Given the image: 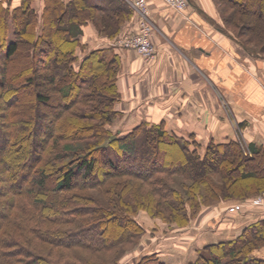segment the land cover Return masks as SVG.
<instances>
[{
    "label": "trees",
    "instance_id": "obj_1",
    "mask_svg": "<svg viewBox=\"0 0 264 264\" xmlns=\"http://www.w3.org/2000/svg\"><path fill=\"white\" fill-rule=\"evenodd\" d=\"M215 2L224 21L222 29L254 56L264 58V0H248V4L236 10L238 15L234 14L236 11L226 13L232 0ZM93 10H102L97 0H50L42 15L37 13L32 0H21V5L14 8L11 0L0 2V99H8L10 110L14 102L23 99L22 92L29 84H45L46 87L54 85L65 102L55 118L56 123L51 119L43 126L38 106L49 104L50 97L37 89L34 103L8 111V120L0 122V130L6 136L0 146V182L5 189L0 190V264H62L56 258H65L70 253L82 264H117L127 249L120 251L115 245L121 241L123 245L135 244L146 231L136 216L140 208L167 223L187 226L203 206L231 199L245 202L264 191V145L251 143L245 148L232 138L222 142L211 140L200 151L202 145L197 140L190 142L179 137L166 129L165 123H141L125 135L111 132L109 126L119 114L115 106L120 97L116 83L119 65L116 59H107L102 48L85 50L79 35L90 19L106 33L109 42L129 33H119L120 19L114 24V30H109L107 16L108 20H116L117 15L108 12L100 23ZM67 12H74L71 22ZM10 17L15 24L12 41ZM66 20L67 26L61 27ZM61 31L65 36L64 43L60 44ZM246 36H252L254 43L250 44ZM19 59L23 60L24 67L19 65ZM20 72L22 76L25 73V79L20 76L24 81L17 83ZM89 84L94 87L90 88ZM85 86L89 92H84ZM79 102L85 105L95 102L98 110L75 113L72 108ZM67 115L73 124L79 119L82 129H95L89 148L69 140L68 136L81 134L82 129L70 127ZM40 126L42 136H38ZM141 131L151 147V155L142 158L137 167L127 163V159L138 155L137 139ZM160 149H175L180 156L169 162V167H154L151 161L161 159ZM99 162H104L116 178L127 174L146 181L145 197L140 196V188H144L142 181L135 184L127 181L121 185L130 193L119 189L120 197H110L104 192L106 202L97 198L102 210L95 213L94 209L80 208L81 200L88 194L86 190L95 187L89 176ZM232 163L244 166L246 172L234 174L236 169L231 167ZM157 172L183 177V188L172 186L171 178L157 177ZM213 173L222 177L221 183L213 179ZM80 178L83 180L78 183ZM110 213L126 222L121 230L113 231L108 225ZM47 224L50 226L46 227ZM53 225L66 227L55 229ZM263 246L264 218H261L249 223L234 238L198 249L190 264H264V258L254 254ZM85 252H90V256ZM54 253L59 256L54 258ZM133 264L169 263L153 250L139 255Z\"/></svg>",
    "mask_w": 264,
    "mask_h": 264
},
{
    "label": "crops",
    "instance_id": "obj_2",
    "mask_svg": "<svg viewBox=\"0 0 264 264\" xmlns=\"http://www.w3.org/2000/svg\"><path fill=\"white\" fill-rule=\"evenodd\" d=\"M97 1L102 5L97 21L103 22V15L111 12L117 15L114 24L120 19L119 33L139 30L140 15L131 0ZM49 3L32 0L39 15ZM19 5L21 0H11L12 8ZM149 11L155 25L152 40L157 47L150 60L132 48L111 45L106 33L91 19L79 35L85 50L102 48L104 56L116 59L119 65L116 121L126 126L118 133L125 135L141 123H165L169 131L197 140L203 147L211 140L237 138L238 130L247 147L251 143L264 145V58L254 56L222 29L224 21L215 0H190L184 13L164 0H149ZM9 22L14 30L12 17ZM230 204L222 201L203 206L183 227L186 230L181 242L191 244L190 255L183 256L184 264L195 260L198 249L234 238L249 223L264 218V207L253 204L252 199L236 213L228 211ZM169 241L167 246L147 243L139 255L153 250L160 255L161 249L172 252L175 239ZM254 254L264 258V246ZM163 260L175 264L172 258Z\"/></svg>",
    "mask_w": 264,
    "mask_h": 264
},
{
    "label": "rangeland",
    "instance_id": "obj_3",
    "mask_svg": "<svg viewBox=\"0 0 264 264\" xmlns=\"http://www.w3.org/2000/svg\"><path fill=\"white\" fill-rule=\"evenodd\" d=\"M232 2L235 5L232 4V5L229 6V8L226 9V13L227 14L231 13V11H236L237 9L242 8V6L244 7L245 4H248V0H232ZM91 12H94V17H99V19H100L101 15H102L100 12H97V11H94V10L91 11ZM234 14L238 15V12L236 11V12H234ZM246 16L250 17L249 15H246ZM66 17L69 20V22H71L73 20V17H74V12H71V13L67 12L66 13ZM104 19H105V16H104ZM252 19H253V17H252ZM252 19H250V22H252ZM108 23H109L108 26L110 28L109 30L110 31L112 29L114 30L113 20H108L107 19V24ZM13 24H14V21H13ZM67 24H68V21L66 20L65 23L61 24V27H65V26H67ZM21 25H23L22 22H21ZM64 36H65L64 31H61L60 40L58 41L60 44L64 43ZM117 37H119V36H117ZM14 38H15L14 30L9 27V39H10V41H12ZM247 38L251 40L250 44L254 43V40H252V36H248ZM17 61L19 62V65L23 64V67H24V63L22 62L23 60L21 61V59H19ZM96 71L99 72L100 70H96ZM22 73H23V76H22L21 72L18 74L19 77H17V79H16L17 83L21 82L20 80H22V82L24 81L23 79H20V76L25 79V73L24 72H22ZM106 83H107V81L105 80L104 85ZM89 87L90 88L94 87V84H92V85L89 84ZM84 88H85L84 92H87V91L89 92L90 89L88 90V88L86 86ZM99 88L102 89L103 86H100ZM37 89H39L41 91H44L45 93L49 94V97H50L49 104H44V105H39L38 106V117L40 116L43 126H46V125H48L50 123L49 121H51V119H53L54 122L56 121L55 118L62 111V107L61 106H65L64 100L61 98V96L57 92V90H56L54 85L51 86V87H48V86L46 87L45 84L44 85H42V84L41 85L40 84H38V85L29 84L25 88V90L22 92V95H24L23 99L19 103L14 102L16 104H15L14 107L10 108V110H12V109H16V110L17 109H21L24 105L31 104L34 101ZM13 99L14 98H12V101H15ZM66 100H68V99H66ZM63 102H64V104H63ZM67 103H69V102L67 101ZM94 103L95 102H90L89 104L87 103L86 105H89V106L86 107L85 104H83L82 102H79L72 109H73V111L75 113H77V111H81L82 112L83 110H86V111L92 110V112H94V111L98 110L97 109L98 108L97 104L95 105ZM69 104H67V105H69ZM8 105H10V103L8 102V99H0V122L1 121L5 122L6 119H7V113H8V111H10V110H8L9 109ZM85 107L87 109H85ZM68 118H71V117H69L67 115V119ZM65 119L66 118H64L63 120H60V123H63L65 121ZM117 119H118V116H116L114 118L113 123L110 124V126H109V129L111 130V132L113 134L118 133V131L122 127L126 126L124 124L117 123V121H116ZM75 121H77L75 124H73V122L70 121V120L68 122L70 123V127H74L76 130L79 131V129L83 128V126L80 124L81 121L79 119H77ZM82 121H84L86 123H89V124L94 123L91 120H82ZM38 130H39L38 131V136L39 135L42 136L43 135L42 126H40ZM94 132H95V129L87 130V129L84 128V129H82V132H80L81 134H77L76 133V134H72L71 136H68V137H70L69 140L72 143L83 144V145L85 144V147L89 148V146L91 145L90 141L94 140L91 137L92 133H94ZM73 133H74V130H73ZM139 135L140 136H138L139 138L137 139V141H138L137 142L138 155L127 159V163L134 164V165L136 164L137 167H140L139 165L141 164L140 161H141L142 158H148V156L151 155V149H150L151 147H148L147 141L144 138L145 137L144 136L145 133H143L141 131ZM240 136L241 135H240L239 130H238V135L236 136L237 138H235V139H237L242 145H244V147L245 146L247 147V145L244 144V142L242 140H240V138H239ZM4 137H6L4 131L0 130V146H2L1 144H2V141H3ZM189 140H190V142L192 141V139H189ZM192 147H194L193 144H192ZM199 150L203 151L204 147L203 146H199ZM23 152L24 151L21 150L20 153L22 154ZM159 155L161 156V159H159L158 162H155L153 160L151 161V164L154 167H161V166H165V165H166V167H169V162L176 161V157L180 156L179 153H176L175 149H173V150L172 149L171 150L160 149ZM22 156L23 155H21V157ZM125 165H128V164H125ZM230 165H231V167L236 169L235 170L236 172H234V174H236V175H240V174L246 172V170H244V168H243L244 166L241 168V167H238L235 163H232ZM129 167H130V165H129ZM108 169L109 168L106 166V164L104 162H99L97 164L95 171L89 176V180L95 182V184H92L95 187L87 189L86 192H88V194L85 191H82V193H85L87 195H86V197L84 195L82 200L80 199L81 200L80 208H82L84 210L85 209L86 210L94 209L95 210L94 212L96 213L98 210H102V208L100 207L101 205L99 204L100 201L98 202L97 198L101 197L102 198L101 201L106 202V200L103 199V193L104 192H107V195H109L110 197H112V196H114V197L115 196L116 197L119 196L120 197L121 195H120L119 189L120 190L124 189V191H126V193H130L128 189L125 190V188L122 187V185H124L127 181L131 182L132 184H135V182L138 183V182L142 181V179H140V177L137 178V177H134L132 175H127V174H120L119 178H116L114 176V174H112V173L110 174L109 173ZM155 174H156L157 177H164V178L167 177L169 179L171 178L172 186L176 187L177 189L178 188L179 189L183 188L182 187L183 184H184V178L183 177H181V176H179L177 174L168 175L165 172H157ZM105 177H106V179H105ZM212 177H213V179H215L216 181L221 183L222 177L219 174L213 173ZM100 179H104L105 181H103V182L101 181L100 182ZM82 180L83 179L80 178L78 180V183L80 181H82ZM115 183H117V184H115ZM140 183H141V185L144 184L143 190L140 188V191L142 192L140 194V196L145 197V195H146L145 192L148 189L147 188L148 185H147L146 181L145 182L142 181ZM2 185L3 184L0 182V190H2L4 192L5 189H4V186H2ZM52 185H54V181H52ZM124 191L122 193H124ZM262 193H264V191L261 192L260 194H262ZM260 194H258V195H260ZM251 199H253V198H251ZM114 200L115 199H113V201ZM233 200L234 199H231L229 201L226 200V202L227 203L229 202V203H232V204L243 203L244 202V201H238L236 199L234 201ZM248 200H250V199L248 198L245 201V203ZM117 201L115 200L114 202H117ZM232 204H230V205H232ZM143 205H144V203H143ZM159 208H161V207H159ZM114 211H115V209H114ZM110 212H112V211H110ZM95 213H94V217L96 216ZM111 215H112V217H111ZM109 216L111 217V220L109 221L108 225L112 227L111 229L113 231H117V229L121 230V228L124 227V224L126 223L125 221L122 222L121 219H116L115 215H113L111 213H110ZM136 216L145 225L146 231L141 234V236H140L141 238H139V241L137 243H135V244H134V242H128V243H125L123 245V243L121 241V242H119V243H117L115 245V247H117V249H119L120 251L127 249L125 254L119 259L117 264H133V262H135L139 258V251L141 250L142 247H144V245L149 243L148 245L155 247L158 244L157 242H159V245L167 246V244H170L169 239H171V241H173V242H174V239H175V243H174L175 247H174L172 252L171 251L167 252L166 249H161L160 250L161 258H163V259L167 258V257L169 259L172 258V260L174 261L175 264H184V257L185 256L188 257L190 255L189 250H190V246H191V244H189V243L187 245H183L182 244L183 242H181V238L180 237H181V234L185 232L186 226H180L176 222H174L172 224L167 223L166 221H163L160 217L153 216L145 208L138 209V212L136 213ZM197 216L198 215H196V217ZM121 225H122V227H121ZM49 226L50 225H48V224L46 225V227H49ZM52 227L55 228V229H59V228H65L66 226H64V225H53ZM183 227H185V228H183ZM178 237L180 238L179 240H177ZM153 241H156V244L152 243ZM43 244H45V243H43ZM176 244H177V247H176ZM45 245H46L45 247H49V244H45ZM117 249H115L113 251L115 252V251H117ZM61 253H64V252H61ZM56 255H58V254L54 253L52 256L54 258H56L55 257ZM85 255L87 257H89L90 256V252H85ZM66 256L67 257H65V258L61 257V259L60 258L59 259L56 258V261L58 262L60 260V262L62 264H65V263L66 264H82V262L79 261L78 259L74 258L71 253L69 254V256L68 255H66Z\"/></svg>",
    "mask_w": 264,
    "mask_h": 264
},
{
    "label": "built area",
    "instance_id": "obj_4",
    "mask_svg": "<svg viewBox=\"0 0 264 264\" xmlns=\"http://www.w3.org/2000/svg\"><path fill=\"white\" fill-rule=\"evenodd\" d=\"M172 8L179 12H186L190 0H164ZM131 3L136 8L140 15V27L139 30L133 33L120 35L116 39L110 41L113 46H120L126 48H132L136 50L146 59L150 60L157 52V47L152 40V35L155 30V25L151 20L149 14V0H131ZM253 204L262 205L264 207V193L255 196L252 199ZM244 207L243 203H235L228 207V211L236 212L241 211Z\"/></svg>",
    "mask_w": 264,
    "mask_h": 264
}]
</instances>
